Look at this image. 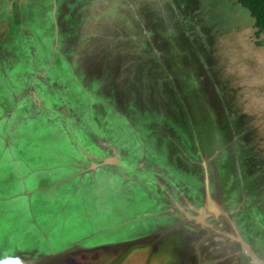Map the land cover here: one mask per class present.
I'll use <instances>...</instances> for the list:
<instances>
[{"label":"rangeland","instance_id":"374dc122","mask_svg":"<svg viewBox=\"0 0 264 264\" xmlns=\"http://www.w3.org/2000/svg\"><path fill=\"white\" fill-rule=\"evenodd\" d=\"M206 182L212 244L238 225L264 264V35L238 0H0V264L93 212L73 264L203 263L154 220Z\"/></svg>","mask_w":264,"mask_h":264},{"label":"flooded vegetation","instance_id":"af4514ba","mask_svg":"<svg viewBox=\"0 0 264 264\" xmlns=\"http://www.w3.org/2000/svg\"><path fill=\"white\" fill-rule=\"evenodd\" d=\"M216 178L212 177L211 180H209L210 184L214 183L216 185H219V182H215ZM208 184L207 182L204 185V191H203V185L201 186H196L194 188V190L192 189V191H190L188 194L191 195V199H192V208H190L189 205L186 206L187 210H189L191 213L195 214L196 217H192L193 219H189L187 216H182V219L179 220H175L174 218V214L172 216H169V214L167 215L166 221L164 218L160 219V218H156L154 221V228H161V233L163 234L165 230V228H168L169 234H172V236L176 237L178 242L180 243V245H182L184 243L183 246H187V247H191L196 245V248L200 251V254L203 256V263H198V264H244L241 263V259L240 256L241 254L239 253H243L245 256L246 254L243 251V247L241 245V242L238 240V234L237 231H239L240 237H242L244 239V241L246 242V238L243 236L242 232L240 231L238 225L236 226L235 229H233V231L236 233V235L229 233V231L227 230H223L221 233L224 236L228 237V242L223 245L220 249H218L217 245H213L212 243H215L218 241L219 238H221V236H219V238L217 237V234L213 232L212 228L209 227V229H204L202 227H200V224L204 225L206 222V220L208 219V217L205 219V215H208L207 212L203 209V207L207 208L208 205L211 206L212 209H216V210H221V207L218 206V203L214 200V198L212 197V189H211V185ZM220 189H223L222 187H220ZM224 193L226 195L225 199L228 200L231 199L232 197L230 195V191L226 188L223 189ZM179 202V200H178ZM228 203V201H227ZM232 203V201H231ZM237 203V201H236ZM117 204V203H116ZM235 204V203H234ZM234 204H232V206H235ZM131 206L132 207V212L135 213V208L133 206V204L129 203V202H124V203H120L117 204L115 207V213L120 214V216H124L125 214H123L122 212H119V208L123 207V206ZM207 205V206H206ZM207 211H209L207 209ZM222 211V210H221ZM212 215V214H210ZM95 213L93 212L92 214H89L86 218H83L82 221L78 222V221H71L66 222L65 225H63L65 228L64 231H62V233L60 234V236H57V233L52 234L51 236H49V246L51 249V251L49 253L43 254V255H36V257H31V258H27L26 260L30 261L28 264H47L44 263L43 261H49V264H68L70 262H72L73 264V257L71 256L73 253V247H71L72 244H74L73 242H68L67 238H71V237H77L78 240L82 239L85 240L87 239V237L85 236V230L87 227V223L89 226V223L92 222L93 224L97 225L96 228L99 226V221H97V218L95 217ZM118 216V217H120ZM221 216V215H220ZM225 218L227 217V215H222ZM238 216V215H237ZM118 217H115L118 218ZM212 217L214 218L215 215H212ZM216 218V217H215ZM220 218V217H219ZM222 218H220V220L216 219L219 223V226H221L222 224ZM163 222H162V221ZM128 221V220H126ZM124 221V222H126ZM235 222V220H234ZM224 223V222H223ZM164 224V225H163ZM223 225V224H222ZM221 227H225L221 226ZM226 228V227H225ZM242 235V236H241ZM81 236V237H80ZM55 237V238H54ZM60 239H59V238ZM226 237V238H227ZM113 237L110 238H106L105 240L101 241L103 242H107L108 240H113ZM20 241H15L14 239H12V241H10V238L8 240V243L10 241L11 244H19L20 246L22 245V247L24 245H28V244H32L31 246H27L28 248H34L35 247V241H39L40 239L36 238V237H28V240L25 238H19ZM33 240V241H32ZM35 240V241H34ZM238 241V243L240 244V250H238V248L235 247L234 242ZM60 241V242H59ZM99 242V243H101ZM64 244L61 245V247H59V244ZM66 243V244H65ZM248 243V242H247ZM251 250L253 251V253L257 256L258 252H256L251 243H248ZM37 245V244H36ZM95 246L96 244H91V246ZM98 245V244H97ZM85 246H89L84 245ZM26 247V246H24ZM30 250V249H29ZM39 250V249H37ZM35 251V250H33ZM219 251V252H218ZM49 256V257H47ZM18 257V253H13L11 255V259L15 260ZM247 259L249 260V262L251 264H255L253 262H251V260L249 259L248 256H246ZM258 257V256H257ZM19 261H21V258L19 257ZM5 264V263H2ZM19 264H25V263H19Z\"/></svg>","mask_w":264,"mask_h":264},{"label":"trees","instance_id":"16d2710c","mask_svg":"<svg viewBox=\"0 0 264 264\" xmlns=\"http://www.w3.org/2000/svg\"><path fill=\"white\" fill-rule=\"evenodd\" d=\"M238 2L249 11L254 19L257 34L264 35V0H238Z\"/></svg>","mask_w":264,"mask_h":264},{"label":"crops","instance_id":"0c3cea01","mask_svg":"<svg viewBox=\"0 0 264 264\" xmlns=\"http://www.w3.org/2000/svg\"><path fill=\"white\" fill-rule=\"evenodd\" d=\"M231 197H232V196H231ZM227 201H228V202H231L232 200L228 198V200H227Z\"/></svg>","mask_w":264,"mask_h":264}]
</instances>
